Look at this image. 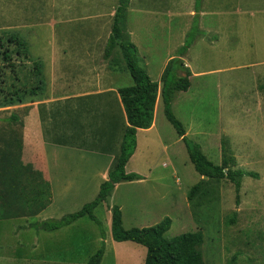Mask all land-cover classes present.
Instances as JSON below:
<instances>
[{"label":"rangeland","instance_id":"obj_1","mask_svg":"<svg viewBox=\"0 0 264 264\" xmlns=\"http://www.w3.org/2000/svg\"><path fill=\"white\" fill-rule=\"evenodd\" d=\"M195 4L196 0L130 2L125 20L127 33L137 47L139 65L159 85L157 127L151 132L156 137L145 139L140 134L138 141L136 134L135 152L139 150L126 172L138 170L142 180L122 182L95 214L107 227L106 206L117 205L125 229L152 227L170 218L172 224L164 236L167 239L202 233L199 250L205 264H264V156L247 157L242 151L247 145L257 150L255 153L264 154V111H256L252 104L262 97L252 86L257 80L264 81L260 78L264 75V0H201L202 13L196 11ZM118 6L119 0H0V101L31 99L34 93L44 91L50 69L48 59L54 48L57 54H63L75 47L55 46L56 39L70 35L95 40L97 33L105 34L112 26ZM99 37L98 45L95 41L88 45L91 53L101 59L106 48ZM188 42L191 47L182 58L190 69L192 85L187 92L176 95L174 114L188 139L200 144L215 164L260 175L244 176L237 183L205 179L192 200L191 189L204 177L195 169L185 142L165 116L161 97L163 74ZM114 54L119 63L123 57L125 71L115 74L113 81L121 87L133 85L121 48L117 46ZM241 79L252 86L234 88L235 81ZM229 88L238 92L229 96ZM244 91L248 93L240 94ZM261 91L264 93V88ZM230 100L234 108L229 107ZM248 104H252V113L241 116L240 121V111ZM232 116H236L237 129L244 128V119L256 122L255 129L251 128L255 131L251 133L252 141H244L248 127L230 139L225 126ZM251 159L253 167L248 165ZM94 226L101 238L100 244H93L96 254L104 238L100 227ZM76 229L81 231L79 227L70 231ZM67 238L60 240L67 242ZM105 253L101 264H145L147 249L131 241L117 242L110 232ZM1 264L27 263L13 258Z\"/></svg>","mask_w":264,"mask_h":264},{"label":"crops","instance_id":"obj_2","mask_svg":"<svg viewBox=\"0 0 264 264\" xmlns=\"http://www.w3.org/2000/svg\"><path fill=\"white\" fill-rule=\"evenodd\" d=\"M112 18L114 22V16ZM112 26L105 34L97 33L95 40L70 35L57 38L55 46L70 44L75 47L72 52L64 50L63 54H57L58 50L54 48L48 59L50 69L44 91L34 93L31 99L10 98L0 105V264L2 260L13 258L27 264H86L94 254L93 244H100V232L94 228L98 225L88 216L52 232L36 231L30 225L61 218L76 212L74 208L77 207L81 209L96 198L117 163L129 121L120 95V89L124 87L115 83L113 77L125 71L124 61L121 57L120 63L117 62L114 51L111 57L99 59L88 45L91 41L98 45L101 36L106 48ZM180 58L185 60V57ZM255 83L256 86H252L251 82L244 84L242 79L236 80L234 88H256L262 97L252 104L256 111H264V93L261 91L264 81ZM234 88H229V96L238 92ZM158 102L159 97L152 125L138 129V141L140 134L145 139L156 137L151 132L157 127ZM234 104L233 100L229 101V107L234 108ZM252 104L237 105L244 107L240 111V121L241 116L251 115ZM13 114L19 116L16 123L2 121ZM235 118L232 116L225 126L230 139L233 134H243L248 127L249 134L245 131L244 141H252L255 131L251 128L255 129L256 122L249 123L244 119V128L237 129ZM138 150L139 147L136 152ZM242 151L247 157L264 156L247 145ZM248 165L253 167L254 160L251 159ZM133 173L140 175L135 181L142 180L140 171ZM254 180L257 179L251 181ZM122 182L116 185L113 193ZM106 207L105 242L110 239V232L112 235V212L109 206ZM77 227L81 231H70ZM62 237H68L67 242L61 241Z\"/></svg>","mask_w":264,"mask_h":264},{"label":"trees","instance_id":"obj_3","mask_svg":"<svg viewBox=\"0 0 264 264\" xmlns=\"http://www.w3.org/2000/svg\"><path fill=\"white\" fill-rule=\"evenodd\" d=\"M130 2L131 0H119L112 32L104 54L105 58H109L112 56L114 49L117 46L120 47L126 61L127 69L133 79V85L120 89V95L126 109L129 125L125 130L117 163L109 173V180L101 185L96 198L86 203L80 210L66 214L58 219H48L30 225L36 229L52 232L69 226L80 218L88 216L100 227L101 235L104 238L102 247L92 256L88 264H101L105 254V232L103 224L96 217L94 211L101 203L109 202L118 183L122 181H135L140 178V175L137 173H127L126 165L135 152L138 129H146L152 125L158 98L159 85L139 65L137 47L132 43L130 35L126 30L125 20ZM200 5L201 0H196L195 7L198 12L201 11ZM190 47V42L185 44L179 50V57L170 60L163 74L161 97L164 104L165 116L175 127L178 135L182 137L187 146L190 160L202 177L207 176L208 179L212 180L230 179L235 183L244 176L259 178L260 175L258 173L246 171L240 167L229 168L211 161L203 152L200 144L188 139L186 129L174 114L173 101L176 95L179 92H187L192 85L190 70L180 58L188 52ZM5 57L9 58L6 53ZM4 102L0 101V105H3ZM18 120L19 116L17 114L2 119V121L10 123H16ZM204 183L205 179H202L193 186L189 193L190 200L198 194ZM109 209L112 212L113 239L117 242L131 241L144 246L147 249L145 264H205L203 254L199 250L203 241L201 232L183 233L172 239H167L164 236L170 230L172 224L170 218H165L162 222L152 227L125 229L120 207L114 205L109 206Z\"/></svg>","mask_w":264,"mask_h":264},{"label":"water","instance_id":"obj_4","mask_svg":"<svg viewBox=\"0 0 264 264\" xmlns=\"http://www.w3.org/2000/svg\"><path fill=\"white\" fill-rule=\"evenodd\" d=\"M203 179H208V177L207 176H204V178Z\"/></svg>","mask_w":264,"mask_h":264}]
</instances>
